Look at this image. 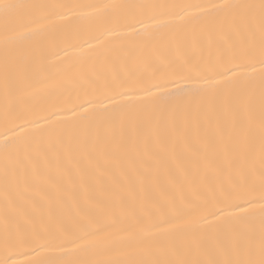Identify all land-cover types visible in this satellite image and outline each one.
<instances>
[{
	"label": "snow or ice",
	"instance_id": "obj_1",
	"mask_svg": "<svg viewBox=\"0 0 264 264\" xmlns=\"http://www.w3.org/2000/svg\"><path fill=\"white\" fill-rule=\"evenodd\" d=\"M0 264H264V0H0Z\"/></svg>",
	"mask_w": 264,
	"mask_h": 264
},
{
	"label": "bare ground",
	"instance_id": "obj_2",
	"mask_svg": "<svg viewBox=\"0 0 264 264\" xmlns=\"http://www.w3.org/2000/svg\"><path fill=\"white\" fill-rule=\"evenodd\" d=\"M47 2H56V0H47ZM147 2H165V0H147ZM18 259H23V258L18 257Z\"/></svg>",
	"mask_w": 264,
	"mask_h": 264
}]
</instances>
